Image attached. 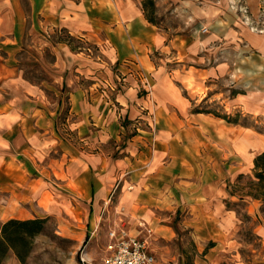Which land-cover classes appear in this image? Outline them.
Listing matches in <instances>:
<instances>
[{
  "label": "crops",
  "instance_id": "crops-1",
  "mask_svg": "<svg viewBox=\"0 0 264 264\" xmlns=\"http://www.w3.org/2000/svg\"><path fill=\"white\" fill-rule=\"evenodd\" d=\"M35 30L94 45L54 47V94L19 65ZM203 42L150 21L142 0H0V220L54 217L78 239L91 224L125 226L161 260L173 258L176 225L228 237L230 188L264 137L198 106L212 74L198 62Z\"/></svg>",
  "mask_w": 264,
  "mask_h": 264
},
{
  "label": "rangeland",
  "instance_id": "rangeland-1",
  "mask_svg": "<svg viewBox=\"0 0 264 264\" xmlns=\"http://www.w3.org/2000/svg\"><path fill=\"white\" fill-rule=\"evenodd\" d=\"M154 2L155 23L173 33L190 34L199 30L204 37L198 62L207 66L212 74L205 77L209 85L205 91L206 101L198 106L220 114L217 115L219 120L224 119L221 122L236 124L238 130L264 137V0ZM42 35L37 30L31 32L19 65L27 78L45 83L48 93L54 94L56 79L60 76L54 65V47L60 42L73 48L94 49V45L80 42L65 30L42 31ZM221 115H228L235 121ZM253 174L254 169L239 181L238 175L230 188L237 192L236 200L230 204L236 211L237 225L228 237L216 241L205 235L203 239L197 238L190 225H176L177 237L167 246L173 258L161 260L157 257V264H264V239L257 229L258 223L264 220V201L252 197L259 208L255 216L249 212L251 200L239 197L251 190ZM184 216L185 213L178 216V220ZM58 225L56 218L48 217L26 261L22 263L10 250L2 264H89L90 261H82L88 251L93 264L104 263L109 225L91 224L92 227L87 228L88 235L79 239L63 233Z\"/></svg>",
  "mask_w": 264,
  "mask_h": 264
},
{
  "label": "trees",
  "instance_id": "trees-1",
  "mask_svg": "<svg viewBox=\"0 0 264 264\" xmlns=\"http://www.w3.org/2000/svg\"><path fill=\"white\" fill-rule=\"evenodd\" d=\"M142 5L147 18L154 21L152 15L155 10L154 0H143ZM222 117L235 121L228 115ZM243 175H239L238 181ZM250 179L251 190L245 194L264 201V150L255 157L254 174ZM47 221L48 217L10 218L2 221L0 223V264L10 250L14 251L19 260L24 263L33 249L35 237L44 231Z\"/></svg>",
  "mask_w": 264,
  "mask_h": 264
},
{
  "label": "built area",
  "instance_id": "built-area-1",
  "mask_svg": "<svg viewBox=\"0 0 264 264\" xmlns=\"http://www.w3.org/2000/svg\"><path fill=\"white\" fill-rule=\"evenodd\" d=\"M108 238L103 264H157V257L149 250L148 239L132 235L125 226L109 229Z\"/></svg>",
  "mask_w": 264,
  "mask_h": 264
}]
</instances>
